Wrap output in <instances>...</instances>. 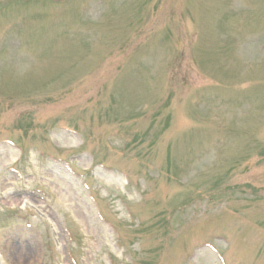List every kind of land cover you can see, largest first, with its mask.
<instances>
[{
  "label": "rangeland",
  "instance_id": "374dc122",
  "mask_svg": "<svg viewBox=\"0 0 264 264\" xmlns=\"http://www.w3.org/2000/svg\"><path fill=\"white\" fill-rule=\"evenodd\" d=\"M0 264H264V0H0Z\"/></svg>",
  "mask_w": 264,
  "mask_h": 264
}]
</instances>
